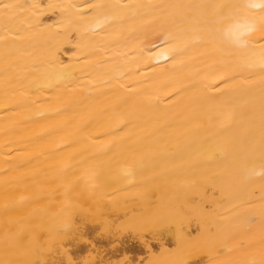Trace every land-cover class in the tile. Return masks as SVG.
<instances>
[{
	"label": "bare ground",
	"instance_id": "6f19581e",
	"mask_svg": "<svg viewBox=\"0 0 264 264\" xmlns=\"http://www.w3.org/2000/svg\"><path fill=\"white\" fill-rule=\"evenodd\" d=\"M219 3L0 0V264H264V31L188 43Z\"/></svg>",
	"mask_w": 264,
	"mask_h": 264
},
{
	"label": "clouds",
	"instance_id": "9594fccd",
	"mask_svg": "<svg viewBox=\"0 0 264 264\" xmlns=\"http://www.w3.org/2000/svg\"><path fill=\"white\" fill-rule=\"evenodd\" d=\"M108 20L99 15L86 24V32H96ZM264 31V0H236L225 3L221 0L211 17V36L199 27L194 28L187 37L188 43L200 45L211 42L220 50L236 53H249L257 33ZM264 69V50H260L259 59L253 65ZM245 181L264 178V158L246 163L241 167Z\"/></svg>",
	"mask_w": 264,
	"mask_h": 264
}]
</instances>
